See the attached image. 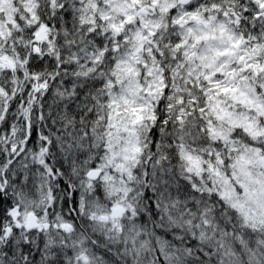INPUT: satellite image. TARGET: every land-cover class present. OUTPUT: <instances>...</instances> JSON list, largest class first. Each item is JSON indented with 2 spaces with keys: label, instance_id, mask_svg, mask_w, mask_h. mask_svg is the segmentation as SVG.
<instances>
[{
  "label": "snow or ice",
  "instance_id": "snow-or-ice-1",
  "mask_svg": "<svg viewBox=\"0 0 264 264\" xmlns=\"http://www.w3.org/2000/svg\"><path fill=\"white\" fill-rule=\"evenodd\" d=\"M0 264H264V0H0Z\"/></svg>",
  "mask_w": 264,
  "mask_h": 264
}]
</instances>
